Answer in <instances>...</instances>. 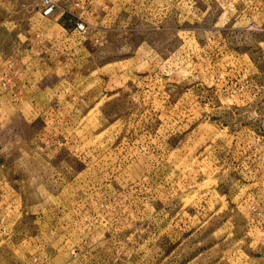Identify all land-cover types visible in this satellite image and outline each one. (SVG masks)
Returning <instances> with one entry per match:
<instances>
[{
    "label": "rangeland",
    "instance_id": "374dc122",
    "mask_svg": "<svg viewBox=\"0 0 264 264\" xmlns=\"http://www.w3.org/2000/svg\"><path fill=\"white\" fill-rule=\"evenodd\" d=\"M0 264H264V0H0Z\"/></svg>",
    "mask_w": 264,
    "mask_h": 264
},
{
    "label": "built area",
    "instance_id": "2783aa9c",
    "mask_svg": "<svg viewBox=\"0 0 264 264\" xmlns=\"http://www.w3.org/2000/svg\"><path fill=\"white\" fill-rule=\"evenodd\" d=\"M53 8V0H41V14H48Z\"/></svg>",
    "mask_w": 264,
    "mask_h": 264
}]
</instances>
